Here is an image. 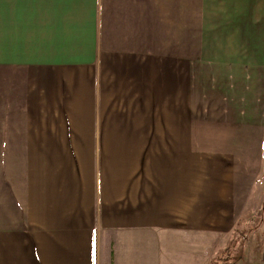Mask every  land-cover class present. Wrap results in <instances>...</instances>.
Returning a JSON list of instances; mask_svg holds the SVG:
<instances>
[{"label":"crops","instance_id":"crops-1","mask_svg":"<svg viewBox=\"0 0 264 264\" xmlns=\"http://www.w3.org/2000/svg\"><path fill=\"white\" fill-rule=\"evenodd\" d=\"M0 263L264 264V0H0Z\"/></svg>","mask_w":264,"mask_h":264},{"label":"rangeland","instance_id":"rangeland-1","mask_svg":"<svg viewBox=\"0 0 264 264\" xmlns=\"http://www.w3.org/2000/svg\"><path fill=\"white\" fill-rule=\"evenodd\" d=\"M177 31V32H176ZM204 30H184V29H181V30H163V34L161 36V39L159 40V42H155L154 40L151 39L150 42H146V47L148 48V51L149 52H172L173 50V47H175V50H177V45L175 46H172L170 44H167L168 41L172 40V36L177 33L178 36H181V41H182V44L181 46H179L180 48V51L182 52H199L201 51L203 45L199 44L198 42L194 41V40H190L191 44H188L187 41H188V35L189 36H194V37H197V34H200V32L202 33ZM137 35L140 36L141 35V32L140 30H137ZM145 35V34H144ZM204 35L206 36L205 32H204ZM205 39V38H203ZM112 47V45L110 46ZM140 47V46H138ZM112 56V55H111ZM112 58V57H111ZM107 61L105 62L104 64V67H105V75H104V92L102 91V94H101V114L103 117H106V118H111L112 119V77L114 79H116V75L113 74L112 76V61H110V55L106 57ZM92 85V84H91ZM118 101H115L114 102V115L113 116H117V112H115V108H119V106L122 105V100L118 99ZM119 104V105H118ZM107 127V130H108V127L110 128V131L112 132V124L111 126L107 125L105 126ZM113 127L115 129L118 128L117 125H113ZM118 130V129H117ZM114 131V130H113ZM116 131V130H115ZM250 210V209H249ZM1 264V263H0Z\"/></svg>","mask_w":264,"mask_h":264}]
</instances>
